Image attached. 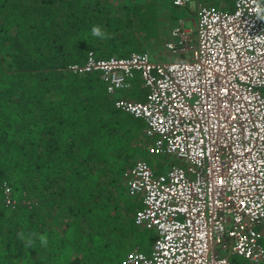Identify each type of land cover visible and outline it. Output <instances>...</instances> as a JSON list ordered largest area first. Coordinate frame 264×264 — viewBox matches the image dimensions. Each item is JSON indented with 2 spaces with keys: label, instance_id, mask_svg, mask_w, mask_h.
Listing matches in <instances>:
<instances>
[{
  "label": "trees",
  "instance_id": "trees-1",
  "mask_svg": "<svg viewBox=\"0 0 264 264\" xmlns=\"http://www.w3.org/2000/svg\"><path fill=\"white\" fill-rule=\"evenodd\" d=\"M173 1L0 0V264H118L131 250L141 201L123 174L147 152L144 121L114 107L99 72L68 65L158 49ZM135 82L127 95L144 99Z\"/></svg>",
  "mask_w": 264,
  "mask_h": 264
},
{
  "label": "built area",
  "instance_id": "built-area-1",
  "mask_svg": "<svg viewBox=\"0 0 264 264\" xmlns=\"http://www.w3.org/2000/svg\"><path fill=\"white\" fill-rule=\"evenodd\" d=\"M231 3L199 4L193 27L179 18L155 58L89 50L68 65L99 72L113 95L139 77L145 98L113 96L114 107L144 121L148 153L185 161L163 171L137 158L125 170L141 201L134 222L155 237L120 264H264V0Z\"/></svg>",
  "mask_w": 264,
  "mask_h": 264
},
{
  "label": "rangeland",
  "instance_id": "rangeland-1",
  "mask_svg": "<svg viewBox=\"0 0 264 264\" xmlns=\"http://www.w3.org/2000/svg\"><path fill=\"white\" fill-rule=\"evenodd\" d=\"M229 0H218V6H225L226 3L228 4ZM195 2L193 0H190L186 5H182L181 9L180 8H176V14L177 16H180L181 18H185L187 21L185 22L186 25H191V18H195V7L197 4H194ZM196 3L197 2L196 0ZM180 10V12L178 13V11ZM175 24H178V19L176 21ZM160 47L158 49L150 50L151 51V56L153 58H155L158 54L157 51H160L165 49V47H163V43H160L159 45ZM133 87H138V85H133ZM131 88L126 89V90H117L114 93V96H125L126 93L130 92ZM135 158H142L145 159L150 166H153L155 169H161V170H166L167 167L170 164H181V165H185V161L184 160H180V159H176L175 156L173 155H165V154H150V153H138ZM154 233L151 230H145L144 228L140 227V230L138 232L137 237L135 238V241L131 247L132 248H137L138 250L147 252L152 245V242L154 240ZM123 256V255H122ZM237 258L240 261H244L247 262V260L243 257L237 256Z\"/></svg>",
  "mask_w": 264,
  "mask_h": 264
},
{
  "label": "clouds",
  "instance_id": "clouds-1",
  "mask_svg": "<svg viewBox=\"0 0 264 264\" xmlns=\"http://www.w3.org/2000/svg\"><path fill=\"white\" fill-rule=\"evenodd\" d=\"M229 2H231V0H229ZM188 3V2H187ZM186 3V4H187ZM185 4V5H186ZM199 4H201V3H197V5H196V7H195V11H196V9H197V6L199 5ZM216 6H218V5H216ZM221 7V6H220ZM222 8H224V7H222ZM194 11V12H195ZM179 18H181V17H179ZM178 18V19H179ZM172 28V27H171ZM91 34H92V36H94V37H98V38H101V39H104V38H106L107 37V34L102 30V28L99 26V25H93L92 26V28H91ZM263 227H264V224H262L261 225V229H262V233H264L263 232ZM21 238V240L24 242V244H25V246L26 247H32V245H33V238L30 236V237H28V238H24L23 236H21L20 237ZM263 239H264V235H263V238H262V243H263ZM40 240H41V243L44 245V246H47V237L46 236H44V235H41L40 236ZM264 244V243H263ZM151 247H152V245H151ZM151 249V248H150ZM150 249L147 251V252H149L150 251ZM132 250H138L137 248H133V249H131L130 251H132ZM130 251H128V253L130 252ZM138 251H141V250H138ZM142 252H144V251H142ZM126 255H127V253H126ZM125 255V256H126ZM125 256H124V258L121 260V262H119L118 264H120V263H122V261L125 259ZM232 255H230V257H231ZM235 256H240V255H235ZM240 257H242V256H240ZM244 258V257H243ZM247 260V259H246ZM230 263H231V261H230ZM247 263H249V264H251L248 260H247Z\"/></svg>",
  "mask_w": 264,
  "mask_h": 264
},
{
  "label": "crops",
  "instance_id": "crops-1",
  "mask_svg": "<svg viewBox=\"0 0 264 264\" xmlns=\"http://www.w3.org/2000/svg\"><path fill=\"white\" fill-rule=\"evenodd\" d=\"M195 3L194 4H197L196 3V0H193ZM224 8H227V9H230L231 7H232V3L231 2H229L228 1V4L226 3V5L225 6H223ZM185 19V18H184ZM194 19L195 18H191V27H193V25H194ZM185 21H187L186 19H185ZM158 54V53H157ZM137 79V78H136ZM136 79L134 80V81H136ZM138 79H139V77H138ZM136 83V82H135ZM132 85H133V83H132ZM135 85H137V83L135 84ZM128 88H130V87H128ZM128 88H125V89H123V90H126V89H128ZM122 90V89H121ZM137 90H138V87H133V86H131V91L130 92H128V93H126L125 94V96L126 97H129L127 94H130L132 91H133V94L134 95H137L138 94V92H137ZM139 91V90H138ZM146 96V95H145ZM143 98H145L144 96H143ZM141 99V98H140Z\"/></svg>",
  "mask_w": 264,
  "mask_h": 264
}]
</instances>
